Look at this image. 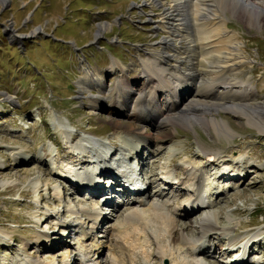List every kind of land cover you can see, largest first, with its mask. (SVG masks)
<instances>
[{"label":"rangeland","instance_id":"374dc122","mask_svg":"<svg viewBox=\"0 0 264 264\" xmlns=\"http://www.w3.org/2000/svg\"><path fill=\"white\" fill-rule=\"evenodd\" d=\"M148 7L145 0H7L5 4L0 0V264H93L78 253L75 240L82 233L98 244L96 248L101 247L98 264H110L109 250L126 240L131 246L134 243L125 238L126 233L114 235L111 230L142 209L141 202L171 214L184 227L185 231L179 232L183 238L202 237L207 245L239 248L233 258L219 251L206 252L197 258L201 264H231L243 256L248 245L249 256L239 260L241 264L246 260L249 264H264V132L249 126L243 118L221 111L211 114L229 125L230 134L197 124L189 127L183 121L160 128L152 121L142 125L140 121L148 118L139 121L127 114L129 109L122 111L106 100L91 109L90 100L98 95L94 87L99 83L105 92L119 91L122 84L130 85L132 92L143 88V81L134 79L135 69L126 66L138 58L145 60L143 51L152 45L159 48L155 45L167 32L154 30L157 25L152 21L157 18L153 14L160 8ZM226 16L228 30L241 37L246 58L251 60L238 76L254 86L253 102H264V27L257 30ZM98 25L109 28L99 33ZM153 50L149 51L153 57L160 54ZM152 51L157 53L153 55ZM114 63L116 68H112ZM181 67L186 72L196 69L187 63ZM121 68L126 69L124 77L129 81L118 79L112 88L121 75L119 71L123 72ZM143 69L141 66L140 71ZM85 72L93 79L84 88L86 91L80 92L77 84L85 79ZM178 82L182 83L181 77ZM182 91L180 88L179 93ZM180 109L175 110L177 115ZM202 113L196 109L188 116ZM59 121L63 126L60 131L56 126ZM135 128H141L152 140L148 143L143 131ZM118 130L133 135L125 136L130 140L123 143L121 135L116 134ZM134 134L144 137L148 145ZM87 138L98 141L108 151L102 159L96 155L98 148L81 141ZM80 141L91 154L77 151L75 146ZM134 143L137 147H132ZM199 147L219 154L217 166H208L199 159ZM135 152L144 160L140 176L147 189L144 197L137 199L122 195L118 188H107L114 176L120 180L125 169L138 167L136 160L129 158ZM124 160L130 162L129 167L122 164ZM188 161L191 165L186 172L182 166ZM99 168L108 169L110 175L97 183L101 194H112L113 199L105 207L98 205L101 194L91 197L68 175L70 170L82 175H76L77 180L84 181L85 175ZM164 172L177 178L170 189L162 184ZM188 172L200 174L210 183L206 185H211V195L208 193L210 206L206 210L184 220L180 213L183 203L195 194V184L186 178ZM220 173L224 174L222 179ZM179 183L184 194L176 197L180 191L175 192V184ZM98 211L106 221L96 228L89 214ZM205 217L212 219L209 222L216 230L203 232L200 222ZM61 223L69 224L66 230ZM148 237L144 249L133 251L134 263L127 259L124 264H170L158 254V246L165 247L167 240L157 246L152 235ZM86 245L88 242L84 249ZM186 260L191 261V257Z\"/></svg>","mask_w":264,"mask_h":264},{"label":"bare ground","instance_id":"6f19581e","mask_svg":"<svg viewBox=\"0 0 264 264\" xmlns=\"http://www.w3.org/2000/svg\"><path fill=\"white\" fill-rule=\"evenodd\" d=\"M6 1L7 0H1L2 4H5ZM145 5L149 7L153 6V8H160L158 13L153 14L154 17L157 18V20L152 21L157 25L154 30L167 32L163 37V41L161 40L160 43L155 45L159 46V48L152 47V45L145 50L143 49L142 58L145 57V60L138 58L137 60L131 61L130 65L126 66V69H130V67L135 69L137 77L134 79L136 81H143V88L141 91H133V93L130 85L129 88L122 84V89L119 91L111 89L105 92L102 89L101 83H99L96 88L92 85L91 87H94V89L98 91V95L91 98L90 102L92 101L93 103L91 109L95 108L97 103L99 106L101 101L106 100L111 102V105L115 103V105L119 106L122 111L129 109L130 111L128 110L127 114H129L130 117H135L139 121L148 118L146 122L140 121L142 125L148 124L152 121L160 128L166 127L172 123L174 124V122L183 121L189 127L192 124H197L203 127H212L218 132L230 134L229 125L225 122L217 121L215 114H211L221 111L245 119L249 126H253L260 133H263L264 102H253L255 95L254 86L249 81L242 80V78H240L241 76H238V74L241 73L244 64L251 65V60L246 58L245 46L241 42V37L237 33L228 30V19L226 14H229L231 18H235L251 28L261 30V28L264 27V0H145ZM153 8L150 7L151 10H153ZM108 28L109 25H98V32H104ZM167 36L169 37L167 38ZM16 39H19V37L16 36ZM161 44L164 45H162L163 48ZM151 48L152 50L155 49V51L160 54L155 55L157 52H153V50V55H155L153 57L152 53L149 54ZM163 49L165 50V53L163 52ZM112 60L114 59H111V62H113ZM114 61L121 63L116 60ZM185 63L196 69L191 72H186L187 65H185L186 71H184L181 64L183 66ZM116 66L117 63H114L112 68H116ZM141 66L144 68L142 71H140ZM178 68L182 69L178 71ZM126 69H122L123 72L119 71L121 75L116 79L112 88L116 86L118 79L129 81V79L124 77ZM88 70L99 75L93 70ZM95 76L96 75H94V77ZM180 77L182 78L181 84L178 82ZM83 78L85 79H81L77 84L80 88V92L84 88L86 89L90 84V80L93 79V77L90 78L88 72H85ZM180 88L181 90L183 89L181 93H179ZM85 89L84 91H86ZM164 95L166 96L163 101L162 98ZM164 107L165 109H163ZM179 107H181V112L179 111L180 115H177L175 110ZM110 108L118 110L117 107ZM196 109L203 110L202 115L189 117V112L195 111ZM56 126L59 131L63 129L60 121ZM135 129L142 130L141 128ZM129 130L131 131L132 129ZM143 133L144 137L149 138V143L150 140H152V137L145 131H143ZM116 134L121 135L120 137L123 139V143L126 140H130L125 136L133 135L127 130H118ZM134 136L140 139L141 142L143 140L145 146L148 145L147 142H145L144 137L140 138L139 134H134ZM81 141H85L84 144L88 146L98 148L99 151L96 152V155L101 159L108 152L105 151L101 144L94 139L87 138L82 139ZM81 141L75 146L77 151L81 152L83 155L91 154ZM79 144L80 146H78ZM134 146L137 147L135 143L132 147ZM199 149V159L207 163L208 166H217L215 164L220 161L218 153L212 151L209 152V150L201 149L200 147ZM129 158L135 159L140 168L142 164H144L143 158L141 156L139 157L136 152L130 155ZM210 158H213V161H211ZM190 165L191 163L189 161L184 162L182 169L187 172L188 170H186V167H190ZM245 169L246 168L244 167V171ZM107 171L108 169L106 170V168H99V170H95L94 172L85 175L84 181L80 180L82 175L73 174L70 170H68V175L73 177L70 180L77 183L80 189H87L88 192L94 195L103 192L97 187V180L101 179L103 176L109 175ZM76 175L80 176L79 180H77ZM161 175H164V180L171 181V183L166 186L170 189L172 180H176L177 178L170 177L167 172L161 173ZM187 175L186 178H189L188 180L195 184V194L183 203V205H187L185 210L182 209L180 212L182 213V218H184V220L191 217L196 212L204 209L206 210L210 204H205V194L207 195V193H209V195H211L209 191L211 185L208 187L206 185L207 181H205L200 174L196 175L188 172ZM218 177L219 179H222L224 174L220 173ZM179 185H181V183L175 184V192L177 193V191H180V194L177 193L176 197L184 194L179 188ZM142 191L136 193V195H138L136 199L144 197L147 189L143 188ZM197 194L199 195L197 196ZM122 195H124V193ZM156 195L162 197V194L156 193ZM107 204V202H103L98 205L101 207ZM141 206L142 209H138V211L125 217L122 222L115 225V228L111 230L114 235H124V233H126L128 237L125 238H130V241H133L134 243H131V246L128 244V240H126L122 246L116 245L114 247L119 241L113 244L111 247H114V249L109 250V252H112V255L110 254L112 256L110 264H124L127 259L134 263L132 258H134L136 254H134L135 252L133 251L144 249L149 243L148 236L150 234L157 246L167 240V244L165 245L166 248L163 247L162 244H160L161 246H158V254L160 255V259H169L170 264H201L197 258L201 255H205L206 252L211 254L219 253L220 255L228 253V251L226 252L225 250H222L223 248H221V245L217 243L204 246L206 241H202V237L186 239L180 236L179 232L183 230L184 227L182 228L181 225H178L177 221L171 216V214L169 215L167 213H161V211L159 212L160 209H163L162 207L147 202H141ZM89 217L96 228L100 226V224L102 227L104 226L106 220L103 219L102 214L99 213V211L90 213ZM210 220L212 219L205 217V219L203 218L200 222L202 223L201 228H203V232L216 230L210 224ZM60 226L63 228L65 227L64 230H66L69 224L61 223ZM175 229H177V234ZM175 234L179 237H176ZM119 237L122 239L121 236ZM199 239L200 241L198 242ZM75 241H77L76 246L81 258L84 259V256H87V258L90 259V262L98 264L97 259L100 257L101 247L96 248L98 244H96L93 239L90 240L85 233H82L78 237V240L76 239ZM86 242H88V245H86L88 248L84 249ZM196 242L198 243L195 245ZM119 244H122V242H119ZM241 248L245 249V246H241ZM188 257H191V261L186 260ZM240 259H242V255L236 258L235 264H241L242 262L239 261ZM38 264H40V262ZM244 264L249 263L244 262Z\"/></svg>","mask_w":264,"mask_h":264}]
</instances>
